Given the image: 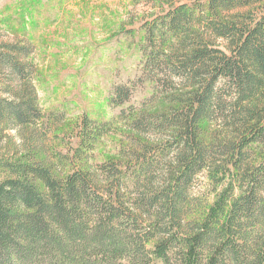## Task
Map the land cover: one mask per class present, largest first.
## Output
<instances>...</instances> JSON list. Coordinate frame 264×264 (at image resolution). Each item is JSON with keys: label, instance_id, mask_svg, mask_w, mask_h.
<instances>
[{"label": "trees", "instance_id": "trees-1", "mask_svg": "<svg viewBox=\"0 0 264 264\" xmlns=\"http://www.w3.org/2000/svg\"><path fill=\"white\" fill-rule=\"evenodd\" d=\"M160 1L143 25L151 96L70 125L66 152L34 46L0 44V264H264V0Z\"/></svg>", "mask_w": 264, "mask_h": 264}, {"label": "rangeland", "instance_id": "rangeland-1", "mask_svg": "<svg viewBox=\"0 0 264 264\" xmlns=\"http://www.w3.org/2000/svg\"><path fill=\"white\" fill-rule=\"evenodd\" d=\"M160 3L0 0V44L18 39L34 46L35 84L44 124L52 131L50 146L65 152L76 148V130H70V125L85 116L98 123L111 121L123 109L139 108L151 96L154 84L140 80L143 25L167 8ZM117 85L132 89L129 101L122 106L110 101ZM58 128L60 131L53 132ZM117 139L104 138L93 162L115 153Z\"/></svg>", "mask_w": 264, "mask_h": 264}]
</instances>
